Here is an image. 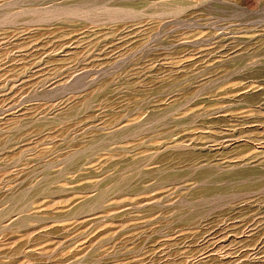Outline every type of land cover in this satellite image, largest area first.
<instances>
[{"label":"rangeland","instance_id":"374dc122","mask_svg":"<svg viewBox=\"0 0 264 264\" xmlns=\"http://www.w3.org/2000/svg\"><path fill=\"white\" fill-rule=\"evenodd\" d=\"M0 264H264V0H0Z\"/></svg>","mask_w":264,"mask_h":264}]
</instances>
